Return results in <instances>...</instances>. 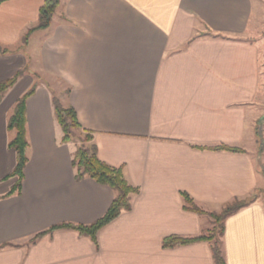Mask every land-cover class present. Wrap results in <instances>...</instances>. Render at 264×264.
<instances>
[{
    "label": "crops",
    "instance_id": "0c3cea01",
    "mask_svg": "<svg viewBox=\"0 0 264 264\" xmlns=\"http://www.w3.org/2000/svg\"><path fill=\"white\" fill-rule=\"evenodd\" d=\"M50 26L23 38L44 0L0 1V82L26 70L0 101V264H213L198 236L206 213L264 190L254 130L264 124V0H58ZM26 100L28 163L20 192L7 120ZM72 107L100 161L139 190L131 210L97 234L88 226L113 191L75 181V151L61 144L52 97ZM226 146L242 152L213 151ZM226 264H264V204L254 198L224 221Z\"/></svg>",
    "mask_w": 264,
    "mask_h": 264
},
{
    "label": "trees",
    "instance_id": "16d2710c",
    "mask_svg": "<svg viewBox=\"0 0 264 264\" xmlns=\"http://www.w3.org/2000/svg\"><path fill=\"white\" fill-rule=\"evenodd\" d=\"M58 2V0H44V4L38 13L37 24L28 31L23 38L22 44H26L27 38L32 32L43 30L50 26L51 19L58 6ZM4 53H6V50L0 48V54L3 55ZM25 71L26 70L18 72L12 78L0 82V101L4 94L13 87L18 78ZM34 93L35 85L16 101L7 120V130L12 133V137L8 142V147L14 150L16 154V166L11 176L16 177L17 180L6 197L20 192L23 180V171L28 163L29 143L26 131L27 120L25 104L26 100ZM52 105L56 122L62 133L61 144H71L75 148L71 159V166L75 172V181L79 182L85 178L91 179L100 185L109 187L114 193V198L105 215L97 222L88 226H75L68 224L54 226L46 232L38 234L32 239V242L44 235H50L58 230H71L76 232L79 236L90 238L94 244H97L96 237L98 232L116 220L122 213L129 212L131 210V198L132 196L138 195L139 190L128 184V182L124 179L121 167L114 168L99 160L97 147L93 143L92 135L82 129L78 122L76 112L72 107L63 106L55 96L52 97ZM76 141L79 142V146L76 145ZM209 150L227 151L231 153L242 152L238 148L226 146H218L210 148ZM253 195L243 200H234L233 202L226 204L220 213L215 214L204 212L194 203L190 196L186 193H181L183 209L185 211L193 213L198 217H210L213 219L215 224L210 229H204L198 236L166 237L162 240V248L172 249L179 246L206 242L210 247L213 264H226L222 249L224 221L230 215L250 204L251 201L254 200Z\"/></svg>",
    "mask_w": 264,
    "mask_h": 264
},
{
    "label": "rangeland",
    "instance_id": "374dc122",
    "mask_svg": "<svg viewBox=\"0 0 264 264\" xmlns=\"http://www.w3.org/2000/svg\"><path fill=\"white\" fill-rule=\"evenodd\" d=\"M255 132V137H256V142L258 145V149H260L261 143H262V139L264 137V124L262 123V125L257 126V128L254 130ZM76 145L79 146V142L76 141ZM262 150L261 153L258 151L256 152V164L258 165V168L260 169L261 173L264 174V164L262 162ZM253 198H256L258 200H260L263 204H264V190L258 191L253 195ZM208 225L206 226L205 229H210L213 227V225L215 224L213 219L208 217L206 218Z\"/></svg>",
    "mask_w": 264,
    "mask_h": 264
}]
</instances>
